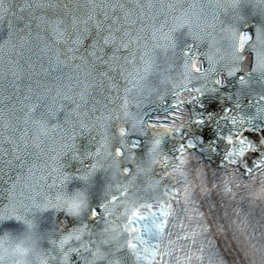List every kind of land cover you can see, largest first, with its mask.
<instances>
[{
  "label": "snow or ice",
  "instance_id": "obj_1",
  "mask_svg": "<svg viewBox=\"0 0 264 264\" xmlns=\"http://www.w3.org/2000/svg\"><path fill=\"white\" fill-rule=\"evenodd\" d=\"M46 210L34 264H264V0H0V221Z\"/></svg>",
  "mask_w": 264,
  "mask_h": 264
},
{
  "label": "clouds",
  "instance_id": "obj_2",
  "mask_svg": "<svg viewBox=\"0 0 264 264\" xmlns=\"http://www.w3.org/2000/svg\"><path fill=\"white\" fill-rule=\"evenodd\" d=\"M73 216H80L90 203L87 187L72 192L60 193L58 201ZM44 232L39 223L25 224L20 232L6 230L0 233V252L11 255L13 264H34L35 254L41 250Z\"/></svg>",
  "mask_w": 264,
  "mask_h": 264
},
{
  "label": "water",
  "instance_id": "obj_3",
  "mask_svg": "<svg viewBox=\"0 0 264 264\" xmlns=\"http://www.w3.org/2000/svg\"><path fill=\"white\" fill-rule=\"evenodd\" d=\"M87 135V136H86ZM79 136L77 138L78 141V150L81 153V155L85 154L88 151L95 149V144L92 142V136L91 134H86ZM63 162L65 164V169L73 173L72 179L67 184L66 190L67 192H72L77 188L80 187H86L88 185L85 184L83 180L80 179L76 173L82 171L84 169V166L89 164L91 162V158H87L84 160H78L73 158V154L69 152L65 155L63 158ZM107 181V175L103 169L98 170L95 175L91 178V185L89 187L90 192L93 195V200H98L100 191L103 187V185ZM65 213L64 211L56 212L54 210H46L43 213L37 214V219L40 223V226L42 229H50L54 227L59 221V215L60 213ZM69 217V215H67ZM11 225L9 224L8 228L3 226V221H0V233H3L4 231L11 230L14 232H20L24 228V223L22 221H18L15 218H10ZM73 220V219H72ZM68 222L69 224L73 223L74 221Z\"/></svg>",
  "mask_w": 264,
  "mask_h": 264
}]
</instances>
